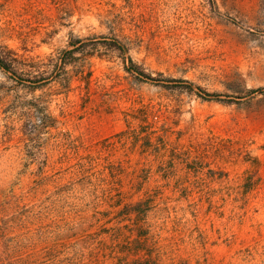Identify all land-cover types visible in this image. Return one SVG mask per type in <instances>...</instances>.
<instances>
[{
    "label": "rangeland",
    "instance_id": "1",
    "mask_svg": "<svg viewBox=\"0 0 264 264\" xmlns=\"http://www.w3.org/2000/svg\"><path fill=\"white\" fill-rule=\"evenodd\" d=\"M60 1L0 0V264L75 253L78 195L115 176L147 231L106 205L102 263L264 264V0Z\"/></svg>",
    "mask_w": 264,
    "mask_h": 264
},
{
    "label": "trees",
    "instance_id": "2",
    "mask_svg": "<svg viewBox=\"0 0 264 264\" xmlns=\"http://www.w3.org/2000/svg\"><path fill=\"white\" fill-rule=\"evenodd\" d=\"M73 2V3H72ZM72 2L63 1L57 3V10L58 12L64 13L67 9L71 10L72 12L77 10L78 5L77 0H74ZM72 47H75V45H72ZM12 53V51H11ZM132 66L134 67L135 71L140 75L147 79H152L151 75H148L145 71H143L138 65H135L133 61ZM0 68H2L7 73L16 74L17 72V65H15L12 56L9 52H6L4 48L0 45ZM256 92H264V89H257L252 90L251 93ZM210 96L212 94H209ZM45 119H43V122ZM81 149L77 151V156L72 159V163L74 160H76L75 164H78L81 166V169L79 170V178H86L89 179L90 175L88 172H86V169L91 167L92 170H97L98 172L101 170L100 163L92 159L94 156L89 153L84 156H79V152ZM90 159V161L87 162V160ZM83 172V173H82ZM77 175V173H76ZM94 175H98L94 173ZM114 180H118V177L115 176ZM112 181L109 183L104 182L102 185V189L97 191L95 189L93 194H83L84 198H79L80 195H78L77 203H75V209L76 210V222L75 227L83 233L82 238L78 239L75 244L73 245V250L75 253L72 254L70 251L66 249L65 241L62 239H58V241H55L53 243H47V246H43V243L40 245V264H105L99 261V258L101 257V254L105 252L106 249V237L108 236V232L105 229V226L108 222V219L105 217V213L103 211V208H105L106 205L110 204L113 205V207H120V209L117 211L124 212V215L132 218L133 221H136L133 225L134 229L132 232L134 234L140 235L142 232L147 231L146 229V216L148 211L150 210V199H144L141 198L137 201H129L125 204H120L119 201L122 199L121 193H115L116 192V182ZM107 186V187H106ZM117 194V199H116ZM117 204V205H116ZM118 217V214L114 216V219ZM106 220H105V219ZM113 219V220H114ZM116 226V225H115ZM149 225H147L148 227ZM118 227V226H117ZM146 229V230H145ZM119 240L124 237V234H119ZM144 237H147L146 235H143ZM89 253L90 259H73L72 257L75 254ZM144 252L139 251L137 253L134 260H142L141 264L145 260L146 256ZM148 256V255H147ZM149 264V263H147Z\"/></svg>",
    "mask_w": 264,
    "mask_h": 264
}]
</instances>
